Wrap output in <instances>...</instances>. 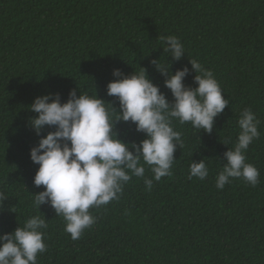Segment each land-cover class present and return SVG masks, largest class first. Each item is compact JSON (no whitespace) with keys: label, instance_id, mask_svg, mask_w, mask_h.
I'll use <instances>...</instances> for the list:
<instances>
[{"label":"trees","instance_id":"1","mask_svg":"<svg viewBox=\"0 0 264 264\" xmlns=\"http://www.w3.org/2000/svg\"><path fill=\"white\" fill-rule=\"evenodd\" d=\"M168 36L186 49L180 61L163 52ZM191 59L213 72L229 101L212 132L174 120L183 146L172 175L154 181L151 191L133 177L118 200L90 209L95 224L72 240L49 204L33 205L32 195L44 190L33 183L39 165L30 159L41 138L27 126L37 115L29 110L34 99L59 93L64 103L75 89L119 111L107 95L113 70L131 75L143 68L173 103L153 61L173 75L188 67L184 84L195 88ZM245 108L260 121V137L246 152L259 183L232 179L219 190L215 178ZM114 132L127 144L146 138L131 122H117ZM201 159H208L209 176L188 179L190 163ZM0 192L7 198L0 234L39 211L48 221L47 251L37 264H264V0H0Z\"/></svg>","mask_w":264,"mask_h":264},{"label":"clouds","instance_id":"2","mask_svg":"<svg viewBox=\"0 0 264 264\" xmlns=\"http://www.w3.org/2000/svg\"><path fill=\"white\" fill-rule=\"evenodd\" d=\"M163 40V52L180 61L186 54L180 39L168 36ZM153 63L165 77L164 87L171 92L173 103L140 68L131 75L113 70L114 80L107 85V95L118 100L119 111L96 93L81 91L77 96L75 89L64 103L59 93H49L35 98L30 106L29 110L37 115L29 118L27 126L41 137L30 150L31 161L39 165L33 183L44 188L32 195L33 205L40 210L49 204L56 216L64 219V230L74 241L95 224L96 217L90 209L118 200L133 177L143 178L146 190L151 191L154 181L172 175L174 153L183 146L181 133L174 130V120L211 133L215 118L229 105L213 72L198 60H189L191 71L196 73L195 88L184 84L190 74L188 67L173 75L167 64L159 60ZM117 122H131L146 138L139 144L124 143L114 132ZM237 124L236 142L232 148L225 145L227 163L215 178L219 190L232 179H243L253 187L259 183V170L247 162L246 152L260 137V121L250 108H245ZM46 127L55 130L41 136ZM206 160H192L188 179L205 180L209 176ZM145 165L151 177L145 175ZM6 199L0 192V202ZM47 228L48 221L39 211L14 232L0 234V264H37L38 255L47 251Z\"/></svg>","mask_w":264,"mask_h":264}]
</instances>
